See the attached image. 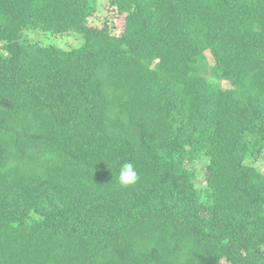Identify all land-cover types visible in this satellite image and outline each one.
I'll return each instance as SVG.
<instances>
[{
	"label": "trees",
	"instance_id": "obj_1",
	"mask_svg": "<svg viewBox=\"0 0 264 264\" xmlns=\"http://www.w3.org/2000/svg\"><path fill=\"white\" fill-rule=\"evenodd\" d=\"M97 3L0 0V264H264V0Z\"/></svg>",
	"mask_w": 264,
	"mask_h": 264
},
{
	"label": "rangeland",
	"instance_id": "obj_2",
	"mask_svg": "<svg viewBox=\"0 0 264 264\" xmlns=\"http://www.w3.org/2000/svg\"><path fill=\"white\" fill-rule=\"evenodd\" d=\"M97 5L99 7L98 12L87 20L86 22L87 26L89 28H92V27L99 28V26L102 25L104 18H108L110 23H112L113 33L118 34L120 30L122 29V23H123L122 16L116 15V13L109 7L108 0H98ZM65 36H66V39L64 40L65 41L64 43H66L67 41L69 43H73V42L80 43L81 42L78 36L72 37L70 34H67ZM65 36L63 37L65 38ZM52 39H54L57 43H61L63 40V38L61 39L59 37H53ZM254 165L258 169H260L262 173H264V160L256 161ZM200 173H201V170H199V174ZM199 178H203L202 174L199 175Z\"/></svg>",
	"mask_w": 264,
	"mask_h": 264
},
{
	"label": "clouds",
	"instance_id": "obj_3",
	"mask_svg": "<svg viewBox=\"0 0 264 264\" xmlns=\"http://www.w3.org/2000/svg\"><path fill=\"white\" fill-rule=\"evenodd\" d=\"M139 179V176L132 163L127 162L122 164L119 171V183L122 186L134 185Z\"/></svg>",
	"mask_w": 264,
	"mask_h": 264
}]
</instances>
